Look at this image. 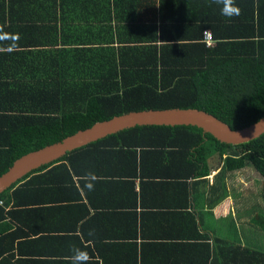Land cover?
<instances>
[{"label":"trees","instance_id":"trees-1","mask_svg":"<svg viewBox=\"0 0 264 264\" xmlns=\"http://www.w3.org/2000/svg\"><path fill=\"white\" fill-rule=\"evenodd\" d=\"M139 1L128 3L125 18L117 13L116 1L112 6L106 1V18L95 22L104 3L99 0H0V175L22 155L132 112L197 110L234 130L262 119L264 0H235L241 11L231 18L221 14V5L203 0L201 25H194L200 14L195 20L191 14L195 7L199 12L200 0H181L185 13L174 15L170 0H160L150 22L141 18L153 9V0ZM71 5L79 23L65 19ZM158 16L173 21L159 23ZM204 33L211 35V47ZM215 163L219 171L208 192L214 198L228 197L231 173L250 167L261 176L262 209L255 211L251 222L256 231L244 245L236 236L199 233L195 214L185 211L189 200L185 204L179 197L186 200V181H203ZM139 175L141 193L165 196L169 191L177 198V205H169L173 213H159L161 221L153 225H186L167 236L185 242L163 248L172 251L168 260L152 262L157 251L146 247L141 264H264V133L234 146L197 127L155 125L123 130L73 150L1 194L0 264H42L27 253V244L34 242H27L19 229L31 195L70 194L74 177L95 178L106 186L113 183L108 178L118 177L129 180L136 200ZM154 178L164 180L143 182ZM36 201L33 206L40 205ZM10 202L18 212L9 208Z\"/></svg>","mask_w":264,"mask_h":264},{"label":"crops","instance_id":"crops-1","mask_svg":"<svg viewBox=\"0 0 264 264\" xmlns=\"http://www.w3.org/2000/svg\"><path fill=\"white\" fill-rule=\"evenodd\" d=\"M99 1V4L101 1L104 3H101L96 11L100 16L95 22L106 18L107 10L104 8L106 1H110L111 4L109 5L111 6L114 5L113 1L117 2L116 10L120 18H125L127 15L128 3L133 6L135 3L137 5L143 3L139 0ZM202 1L200 0L199 12L196 11L198 7L193 8L191 12L193 19L196 12L200 14L199 22L194 19V25H201L204 22L206 10H202ZM170 2L175 7L173 8V15L185 13V11H182L181 0H170ZM152 5H155L153 9L150 11L147 9L142 15L141 19L144 22H150L153 19L151 15L156 12V9L160 8L161 2L160 0H153ZM187 6L189 5L187 4ZM75 7L74 5L67 6L66 9L73 8V10H66L64 15L67 21L79 23L80 16H76ZM68 13L71 14L70 18ZM172 21L169 16H163L162 21L158 16L157 20L159 23ZM218 168L217 163L209 168L211 171L206 177L201 178L203 181L197 182L194 179H188L186 181L188 186L185 187L186 194H189V197L186 200L183 195H179V197L182 198V202L185 204L189 200L185 211L186 213L195 214L194 218L199 233L220 239H227L230 236L234 239L236 236L244 245L251 234L256 231L251 219H254L257 213L250 216L241 213L242 209H247V212L251 209L250 207L245 208L246 202H248L246 201L247 197H243L242 202L236 204L232 198L229 200L230 196L222 200L221 195H216L215 198L209 195V188L214 185V178L219 171ZM144 173H148V171H144ZM231 177L230 174L227 176V185L232 184L229 179ZM95 180L98 179L74 177L70 194L61 195L57 193L50 196L47 195L50 193H46L40 196L32 197L31 195L28 197L27 207L24 208V213L27 215L22 228L19 229L20 233L27 235V242H34L32 245L27 244V253H32L34 261L42 264H72L73 249L78 248L88 255L89 260L86 264H141L143 250L147 247V249L152 248L157 251V254H152L153 257H150L152 262H163L168 260V255L172 254V251L167 253L165 249H169L170 246L174 245L173 243L179 245L185 243L182 240H169L167 236H173L179 230L185 229L186 225L181 226L178 223V225L174 224L172 228L170 224L163 227L153 225L161 221L156 216L159 213H161L160 217H164L162 213H173V210L169 209V205L178 204L173 193L164 192L165 196L160 193H155L156 195L151 192L141 193L142 181L139 175V178L135 180V191L137 193V199L135 200L130 195L128 179L108 178L107 180H113V183L109 186ZM100 180L105 181L106 179ZM152 180L161 182L164 179H143V182L154 183ZM81 181H89L90 186L84 187ZM163 182L167 184L169 181ZM143 187L148 189V186L143 185ZM174 193L176 194L175 191ZM215 199H220L222 202L215 204L213 207L209 206L213 205L212 202H215ZM35 200H38L36 202H39L40 205L33 206ZM231 206L234 211L239 213V225H247L240 227L234 222L224 224L226 220L231 219V216L227 215L228 210L232 208ZM12 207V202H10L9 208L18 212L19 209ZM236 207H238V210H236ZM173 258L176 259V252Z\"/></svg>","mask_w":264,"mask_h":264},{"label":"water","instance_id":"water-1","mask_svg":"<svg viewBox=\"0 0 264 264\" xmlns=\"http://www.w3.org/2000/svg\"><path fill=\"white\" fill-rule=\"evenodd\" d=\"M153 125L197 127L202 133L211 135L219 142L235 146L250 142L264 133V116L257 123L241 130L230 129L213 116L197 110L132 112L109 121L97 122L60 142L29 152L15 160L12 166L0 175V195L32 170L51 164L73 150L123 130Z\"/></svg>","mask_w":264,"mask_h":264},{"label":"rangeland","instance_id":"rangeland-1","mask_svg":"<svg viewBox=\"0 0 264 264\" xmlns=\"http://www.w3.org/2000/svg\"><path fill=\"white\" fill-rule=\"evenodd\" d=\"M217 160H215L216 162ZM216 166V165H215ZM214 166V167H215ZM230 179L232 184L227 185L226 183V188L228 189V196L229 200L232 198L233 202L237 204L242 202L241 199L243 197H247L248 199L246 201V206L245 208H251L250 210L247 209L241 210V213H246L247 216L252 215L255 213V211H261L262 209V203L260 201V184L258 181L261 180V176L252 168L250 167H245L244 169L240 171H236L232 174ZM239 200V201H238ZM232 202V203H233ZM232 207V206H231ZM236 210H238V207H236ZM238 211H234L233 207L228 210V214L231 216V219L226 220L225 223H236L240 224L239 218H238ZM248 219V218H246ZM247 224H241L239 225L240 227L245 226ZM228 239H233L231 236L228 237Z\"/></svg>","mask_w":264,"mask_h":264},{"label":"clouds","instance_id":"clouds-1","mask_svg":"<svg viewBox=\"0 0 264 264\" xmlns=\"http://www.w3.org/2000/svg\"><path fill=\"white\" fill-rule=\"evenodd\" d=\"M221 5V14L229 18L240 15V8L235 5V0H213ZM89 257L86 252L76 248L73 249L72 264H86Z\"/></svg>","mask_w":264,"mask_h":264},{"label":"built area","instance_id":"built-area-1","mask_svg":"<svg viewBox=\"0 0 264 264\" xmlns=\"http://www.w3.org/2000/svg\"><path fill=\"white\" fill-rule=\"evenodd\" d=\"M204 43H206V45L209 46V47L214 45L212 37L208 33H204Z\"/></svg>","mask_w":264,"mask_h":264}]
</instances>
